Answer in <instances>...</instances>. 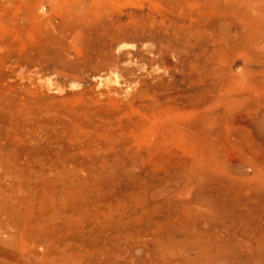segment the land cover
I'll return each mask as SVG.
<instances>
[{
  "label": "rangeland",
  "instance_id": "obj_1",
  "mask_svg": "<svg viewBox=\"0 0 264 264\" xmlns=\"http://www.w3.org/2000/svg\"><path fill=\"white\" fill-rule=\"evenodd\" d=\"M0 264H264V0H0Z\"/></svg>",
  "mask_w": 264,
  "mask_h": 264
}]
</instances>
